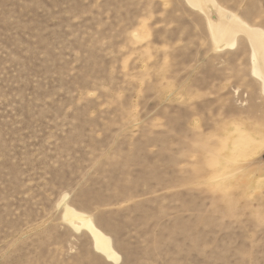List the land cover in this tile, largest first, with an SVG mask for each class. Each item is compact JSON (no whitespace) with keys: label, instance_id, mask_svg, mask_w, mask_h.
<instances>
[{"label":"rangeland","instance_id":"obj_1","mask_svg":"<svg viewBox=\"0 0 264 264\" xmlns=\"http://www.w3.org/2000/svg\"><path fill=\"white\" fill-rule=\"evenodd\" d=\"M217 1L264 29V0ZM249 53L185 0H0V264H264Z\"/></svg>","mask_w":264,"mask_h":264},{"label":"bare ground","instance_id":"obj_2","mask_svg":"<svg viewBox=\"0 0 264 264\" xmlns=\"http://www.w3.org/2000/svg\"><path fill=\"white\" fill-rule=\"evenodd\" d=\"M185 2L202 15L214 50L235 47L239 36L247 40L250 49V72L259 81V89L264 95V29L249 24L217 0H185ZM211 13L215 15L212 17ZM57 206L61 207L62 220L69 227L78 232L85 230L89 234L97 253L111 262L120 260V254L113 247L112 238L95 224L92 215L68 204L66 195L62 196Z\"/></svg>","mask_w":264,"mask_h":264}]
</instances>
